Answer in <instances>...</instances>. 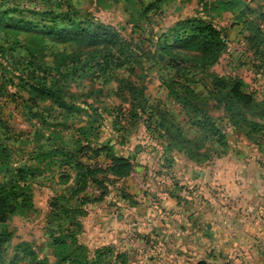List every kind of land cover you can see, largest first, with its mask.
I'll list each match as a JSON object with an SVG mask.
<instances>
[{"label": "rangeland", "instance_id": "374dc122", "mask_svg": "<svg viewBox=\"0 0 264 264\" xmlns=\"http://www.w3.org/2000/svg\"><path fill=\"white\" fill-rule=\"evenodd\" d=\"M261 4L259 0H0V12L16 6L21 12L32 8L54 15L70 12L73 21L82 22L83 27L88 21L91 28L106 26L119 33L130 45L134 59L124 69L112 67L113 75L128 79L135 90L141 91L139 99L149 104L145 110H151L157 121L160 114L166 116L164 127L174 125L190 140L185 149H169L166 136H152L154 142L149 141L143 118L131 125L128 111L133 109L132 94L119 90L115 77L103 82L104 61H110L102 47L95 49V54L99 53L96 60L67 69L63 92L65 103L73 108L70 112L58 110L49 102L40 105L39 110H46V125L36 137L22 114L26 106L21 92L13 81L9 84L14 78L13 68L0 63V125L7 127L0 130L1 137L10 138L5 143L11 151V163L33 165L39 172L35 180L25 183L29 202L11 204L13 210L7 214L12 235L4 244L6 264L14 256V264H195L199 260L211 264H264V238L262 242H250L241 232L244 228L256 231L255 223H264V129L250 134L244 120L228 118L207 93L212 78L240 81L242 91L252 95L256 105L253 111L243 113L244 118L264 125L252 114L264 101V63L258 61L259 55L264 59ZM199 15L220 30L226 49L204 72L190 68L195 66L193 63L183 69L185 76L179 82L187 80L192 91L187 98L190 104L184 109L173 95L180 90L175 71L165 55L153 52L156 43L163 42L176 23ZM34 19L49 22L51 17ZM193 44L185 40L183 46L179 45L178 52L186 56L185 60L194 58ZM22 57H26L25 52L17 51V60ZM18 62L22 64L23 60ZM204 118L219 130L217 135L206 139L202 134L208 135L210 129L204 127ZM198 120L200 125L194 124ZM160 132L164 134V130ZM103 146L109 152L102 150L95 157L94 151ZM59 151L60 156H52ZM41 152L54 160L39 164L37 156ZM112 156L133 157L130 163L134 169L125 180L112 182L111 177L102 174L97 178L104 179L108 189L90 180L82 191H76L77 162L86 169H105ZM156 159L160 161L157 164ZM165 159H178L179 164L169 169L165 163L160 164ZM182 166L187 168L189 182L180 177ZM173 173L178 175L175 180L170 177ZM2 177L0 170V181ZM160 191L181 194L182 202L176 200L178 207L169 204L162 209L160 197L151 196ZM188 198L193 205L186 206ZM183 206L190 208L198 225H204V232L194 223L174 216L171 210ZM202 208L209 214L202 215ZM52 238L63 240L64 245H53ZM24 243L26 257L15 252ZM106 250L111 254L101 259L93 254ZM249 251L252 255L246 254ZM64 256L74 262L62 260Z\"/></svg>", "mask_w": 264, "mask_h": 264}, {"label": "trees", "instance_id": "16d2710c", "mask_svg": "<svg viewBox=\"0 0 264 264\" xmlns=\"http://www.w3.org/2000/svg\"><path fill=\"white\" fill-rule=\"evenodd\" d=\"M259 1L262 3L261 8L264 9V0ZM8 13H17V16H8ZM53 13L54 12L51 11L44 12L35 8L26 9L24 12H21L18 10V6L12 10L0 12V63L1 65H3V63L9 64L13 68L14 78L13 80L10 79L9 84L12 85L15 83V89L21 92L20 97L25 101L26 106V108L22 106L26 109L22 111V114L31 127H33L34 135L37 137V134H39L40 130H43L46 125L45 122H43L46 120V110H39L41 104L49 102L53 106H56L58 110L64 112H70L73 109L65 103L66 97L63 92V84L67 81L68 76L67 69L70 66L79 67L85 65L86 62L96 60L99 53L95 54V49L102 47L108 52L107 59L110 61H104L106 66L103 74V82L107 83L110 79L115 77L120 83L118 89L120 90L121 88L128 94H132V101H134L133 109L128 111L131 125L134 124L137 119L143 118V123L146 126V131H148V139L150 142L153 141L152 136L158 135V139L160 136H166L169 138V149L179 147L180 150L185 149L190 143V140L186 135L182 134L181 129L174 127V125L164 127L166 116L160 114V120L157 121L156 116L151 110H149V112L145 110L149 108V104L139 99L141 98V91L135 90L132 84L128 82V79L113 75L114 68L116 70L124 69L127 65L131 64V59H134L130 45L125 44V41L121 38L119 33L108 29L106 26H95L91 28V24L88 21L85 22V27H83L82 22L76 23L73 21L70 12L58 15H54ZM39 16H50L51 19L49 22L46 20L37 21L34 19ZM163 38V42L156 43L153 54L160 53V56L165 55L167 57L168 65L175 71L174 74L177 78L176 83L180 88V90H177L173 95L177 101H180L182 108L185 109L187 105L190 104L187 98L192 91L189 89L187 80H185L184 83L179 82V80L182 79L181 77L185 76V73L182 72L183 69H186V67L190 65L189 63L195 65L189 66L190 68H194L195 71L204 72L210 69L218 62L220 56L226 49V42L224 38L221 37L220 30L215 28L208 18H203L201 15L179 21L172 29H169L168 36H164ZM185 40H191L194 43L195 50L193 49V52L195 54L192 60H185L186 56L178 52L179 48H181L179 45ZM70 48H72V50ZM17 51H24L26 57L17 60ZM259 57L258 61L263 65L264 59L261 55H259ZM22 60L23 63L20 64L18 61L21 62ZM185 62H188V64ZM183 65L186 66L183 67ZM11 81H13V83ZM16 93L17 92L12 93V95ZM207 93L210 98L221 105L225 113L227 112L226 115L228 118H236L241 121L244 120L243 125L249 129L250 134L264 129V125L261 126L259 123L255 124L249 122L247 118H244L243 113L253 111L256 105L253 96L245 94L242 91V84L240 81L223 77L212 78ZM25 95H27L26 98H24ZM252 114L264 121V101L259 109ZM200 121L201 120H198L194 124L200 125ZM202 123L205 124L204 127H210L209 130L207 129L208 135H206V132H202L206 139L211 135H217L219 130L213 129V124L210 123L208 118H204ZM6 128L7 127L3 124L0 125V130H6ZM158 128H160L159 131ZM172 128H175L174 132H171ZM161 130H164V134H161ZM2 134L3 133L0 132V160L4 162V164L0 166V170L3 174L0 181V264H6L4 261L6 253L4 244L10 240L12 235L8 230L6 222L7 214L13 210L12 205L15 204L19 206L16 204L18 201H21L22 205L29 202V196L25 192V183L29 179L35 180L39 172L33 165L23 164L15 166L14 163H11V159H9L11 151H8L5 143L6 140H10V138L9 136L2 138ZM33 137L35 138V136ZM221 139L222 137H219V140ZM106 147L107 146H103L101 150H95L94 156L96 157L100 151L106 150ZM86 149L89 150L90 148L86 147ZM82 150H84V148H81L80 151ZM109 150L110 149L106 150V153H108ZM61 152L62 151L56 152L52 156H60ZM106 156L109 157V154ZM37 158L41 160L39 164L46 160L51 163L54 160V158H50V154L43 152H41ZM110 160V164L105 169H86L82 164L77 162L76 168L79 170L77 183L79 187L76 191H82L86 182L90 180L102 189H108L107 185L104 184L105 180L98 179V175L106 174V177L112 178V182H116L125 179L133 171L134 166L130 163V160H133L132 156H127L126 159L119 156H112ZM68 161L71 163V158H68ZM164 163L171 169L174 160L165 159L162 164L164 165ZM21 183H23V186H20ZM76 191L74 193H76ZM120 196H122V198L125 197L122 192ZM24 198L26 200H24ZM101 198L102 197L99 199ZM177 200H179V198H177ZM52 239L53 245H64L63 240H59L58 238ZM26 246V243L20 244L15 248V252L26 257V252L28 251ZM106 253H109V250L101 251L100 253L96 251L93 254L101 259ZM110 254L111 253L108 255ZM15 259L16 256L7 264H14ZM62 260H67L69 263L74 262L69 256H64ZM92 262L94 263L95 261L92 260ZM30 264L33 263L31 262ZM34 264H45V262L41 261ZM195 264L211 263L205 260H199Z\"/></svg>", "mask_w": 264, "mask_h": 264}, {"label": "crops", "instance_id": "0c3cea01", "mask_svg": "<svg viewBox=\"0 0 264 264\" xmlns=\"http://www.w3.org/2000/svg\"><path fill=\"white\" fill-rule=\"evenodd\" d=\"M149 159H151V158H144V160H149ZM136 161V160H135ZM159 160H157L156 159V164H157V162H158ZM137 163H138V161H136ZM160 162V161H159ZM176 162H177V164H179L178 162H179V160L177 159V160H174V164H176ZM162 166H164L162 163H160ZM161 166V167H162ZM158 167H159V169H160V166H159V164H158ZM180 167V166H179ZM134 169V168H133ZM181 169L184 171L183 173H180V177H181V179L184 181V182H189V176L187 177V175L185 174V172H187V168H185V166H182L181 167ZM176 174V173H175ZM174 173L173 174H170V177L171 178H173L174 180L176 179V178H178L176 175H175ZM201 177L200 175H195V177ZM150 178V177H149ZM194 178V177H193ZM125 180V179H124ZM167 181H169L168 179H166ZM147 181H151V179H147ZM152 184V183H151ZM253 185V184H252ZM176 186H177V184H176ZM179 187V186H178ZM180 189H182V187H179ZM176 192H173V194L171 195V194H164L163 192H159L158 194H152L151 196L155 199V197H156V195L157 196H159L160 197V200L161 201H158L159 203H160V207L163 209V208H165V207H167V205H169V204H171V205H173V204H176V200H177V198H179V203L180 202H182L181 200V198H180V195L181 194H175ZM191 198V197H190ZM190 198H188V202H187V200H184L185 202H187L186 204V206H191V204L193 205V203L191 202V199ZM156 200H157V198H156ZM176 206L178 207V205L176 204ZM257 206V205H256ZM180 207V206H179ZM261 207V206H260ZM178 209V208H177ZM180 210H171V211H174V216H177L178 218H182L183 219V221H186L187 223H194L195 225L194 226H196V228H197V230H201L202 229V232H204L205 231V228H204V225L202 224V226L201 225H198V222L197 221H195L194 220V218H195V215L193 214V212L192 211H190V208H188L187 207V209L183 206V207H181V208H179ZM261 209H264V205L261 207ZM127 210H130L131 211V209H129V208H127ZM202 210H203V208H202ZM257 210H258V206H257ZM256 209H255V217L257 218V213H256V211H257ZM259 212V211H258ZM203 213L204 214H202V215H205V214H209V212L206 210H203ZM138 215V214H137ZM185 215H186V217H185ZM120 220H123V219H120ZM126 222V221H125ZM137 226H138V224H136ZM255 225H257V230L255 231V230H251L250 228H249V230L247 229H242L243 231H241L243 234H246V236L245 237H247L248 239H249V241L250 242H255V241H258V242H262V240H263V238H264V223L261 221V223L260 222H258V223H255ZM124 225H122L121 227H123ZM198 226V227H197ZM241 239H243V238H241ZM197 240H199V237L197 238ZM121 242H122V240H121ZM121 245V244H120ZM120 245H118V246H120ZM242 245H244V244H242ZM254 247V246H253ZM118 248V247H117ZM255 249V248H254ZM243 250V249H242ZM251 253H253V252H251ZM250 253V251L249 252H246V254H250V255H252ZM243 254V253H242ZM209 257H211V255L209 254L208 255ZM218 256H220V253H218Z\"/></svg>", "mask_w": 264, "mask_h": 264}]
</instances>
